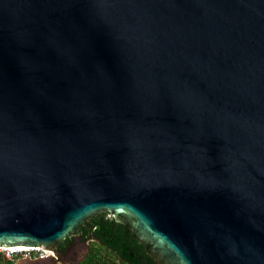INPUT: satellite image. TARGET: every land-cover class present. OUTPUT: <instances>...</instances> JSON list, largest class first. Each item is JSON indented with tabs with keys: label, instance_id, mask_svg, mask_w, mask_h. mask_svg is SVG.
I'll return each mask as SVG.
<instances>
[{
	"label": "water",
	"instance_id": "95a60500",
	"mask_svg": "<svg viewBox=\"0 0 264 264\" xmlns=\"http://www.w3.org/2000/svg\"><path fill=\"white\" fill-rule=\"evenodd\" d=\"M264 264V0H0V246L77 264Z\"/></svg>",
	"mask_w": 264,
	"mask_h": 264
},
{
	"label": "trees",
	"instance_id": "16d2710c",
	"mask_svg": "<svg viewBox=\"0 0 264 264\" xmlns=\"http://www.w3.org/2000/svg\"><path fill=\"white\" fill-rule=\"evenodd\" d=\"M109 221L115 224L121 231H123L127 235L129 240L132 242L134 247L144 259L145 264H154L153 258L146 253L144 245L140 243L136 237H134V233L129 229V227H127L125 222L105 212H100L89 216L75 229V232L76 234L82 235L99 229ZM88 240L89 246L87 253L79 264H125L122 259L108 250L97 240ZM17 258L18 255H13L10 259L0 257V264H16L15 260H17Z\"/></svg>",
	"mask_w": 264,
	"mask_h": 264
},
{
	"label": "built area",
	"instance_id": "2783aa9c",
	"mask_svg": "<svg viewBox=\"0 0 264 264\" xmlns=\"http://www.w3.org/2000/svg\"><path fill=\"white\" fill-rule=\"evenodd\" d=\"M19 246L4 247L0 246V257L10 259L13 255H18V258H37L46 255H53L48 250L36 247H23L26 249H16ZM22 247V246H21Z\"/></svg>",
	"mask_w": 264,
	"mask_h": 264
},
{
	"label": "flooded vegetation",
	"instance_id": "af4514ba",
	"mask_svg": "<svg viewBox=\"0 0 264 264\" xmlns=\"http://www.w3.org/2000/svg\"><path fill=\"white\" fill-rule=\"evenodd\" d=\"M77 236H79V234H76L75 230L70 231V232L66 235L65 239H63V240H61V241L59 242L60 245H61V247H63L68 241H70L71 239H73V238H75V237H77ZM84 244L87 246V250H88L89 240H88V239H85ZM86 253H87V252H86ZM84 256H85V255H84ZM84 256H83V257H84ZM83 257H82V259H83ZM82 259H81V260H82ZM81 260H80V261H81ZM80 261H79L77 264H79Z\"/></svg>",
	"mask_w": 264,
	"mask_h": 264
},
{
	"label": "bare ground",
	"instance_id": "6f19581e",
	"mask_svg": "<svg viewBox=\"0 0 264 264\" xmlns=\"http://www.w3.org/2000/svg\"><path fill=\"white\" fill-rule=\"evenodd\" d=\"M16 249H19V250H21V249H26V248H23V247H21V246H20L19 248L17 247Z\"/></svg>",
	"mask_w": 264,
	"mask_h": 264
},
{
	"label": "rangeland",
	"instance_id": "374dc122",
	"mask_svg": "<svg viewBox=\"0 0 264 264\" xmlns=\"http://www.w3.org/2000/svg\"><path fill=\"white\" fill-rule=\"evenodd\" d=\"M17 259H20V258H17ZM16 261V260H15Z\"/></svg>",
	"mask_w": 264,
	"mask_h": 264
}]
</instances>
